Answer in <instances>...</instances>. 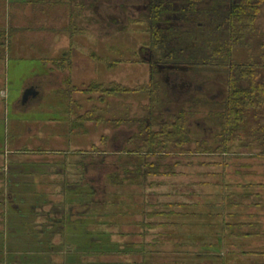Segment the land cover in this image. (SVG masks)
Segmentation results:
<instances>
[{
    "label": "rangeland",
    "instance_id": "374dc122",
    "mask_svg": "<svg viewBox=\"0 0 264 264\" xmlns=\"http://www.w3.org/2000/svg\"><path fill=\"white\" fill-rule=\"evenodd\" d=\"M148 4L0 0V264H264V158L226 167V180L234 186L226 193L240 194L248 184L262 200L259 208L227 211L259 226L234 235L214 207L222 169L213 164L214 153L180 160L172 175L151 177L154 185L108 180V172L120 170L111 164L119 155L116 146L125 133L137 131L135 124L119 121L120 111L131 105L130 118L148 121L149 101L141 89L151 78L169 96L152 116L157 123L193 97L216 91L224 96L218 83L191 85L192 69L184 63L151 60L142 30ZM182 6V0L165 5L162 30L181 19ZM259 21L264 30V19ZM210 74L203 76L211 80ZM115 86L129 91L104 95ZM29 88L38 95L22 105ZM201 115L196 121L211 125ZM81 116L88 120L82 123ZM204 128L194 126L191 136L202 138ZM242 141L231 138L232 151ZM156 211L164 215L143 217ZM167 220L176 227H155ZM139 224L147 225L141 231Z\"/></svg>",
    "mask_w": 264,
    "mask_h": 264
},
{
    "label": "trees",
    "instance_id": "16d2710c",
    "mask_svg": "<svg viewBox=\"0 0 264 264\" xmlns=\"http://www.w3.org/2000/svg\"><path fill=\"white\" fill-rule=\"evenodd\" d=\"M171 1L173 0H149L148 11L142 15L146 24L142 30L147 35L144 50L148 51L150 58L152 56L151 60L154 58L161 64L178 66L184 63L189 66L192 69L190 84L197 88L202 83L207 85L210 82L223 85L224 96L219 97L216 91L206 98L193 97L185 107L181 105L180 108L176 107L179 108L176 111L168 110V118L158 119L157 123L152 116L166 107L169 96L168 89L164 85L160 87L151 78L148 86L141 89L149 101L145 107L149 111L148 121L130 118L131 105L124 104L125 110L120 111L119 121L127 125L135 124L137 131L125 133L124 142L116 146L119 155L111 164H117L115 167L119 166L120 170L108 172V180L113 185H119L123 181L139 187L154 185L150 182L151 177L172 175V166H179L180 160L186 162L192 157L199 160L201 156L211 157L214 153L217 158H213V164L222 168L221 173L216 175L220 191L214 207L220 213L218 216L231 219L227 221L222 218L223 228L231 235L242 233V228L257 229L258 224L238 221L236 214L227 211L245 206L259 208L262 206L261 195L250 192L248 184L243 186L240 194L226 193L228 188L234 186L226 180L225 170L232 161L248 157L264 158V30L259 21L264 19V0H209L208 3L207 0H182L185 6L179 11L181 19L168 25L164 31L159 24L163 22L167 11L165 5ZM2 45V49L7 48L5 42ZM205 72L211 73L213 78L208 80L209 77L207 79L203 76ZM112 89L125 93L129 91L115 86L103 91L104 95H111ZM199 94H204L203 88ZM199 113L204 114L205 116H201L209 120L211 125L206 124L203 119L200 120L201 123L196 121ZM83 118L81 116L79 120L85 123L88 118ZM194 126L205 127L202 138L191 136L190 131ZM240 136L243 143L236 145L237 150L234 152L230 147V139L242 140ZM240 149L249 152L242 154L238 152ZM105 159L106 156L102 161L103 165L106 163ZM170 159L175 161L167 163ZM242 166L238 168L250 169ZM237 171L235 169V174ZM96 177L94 182L99 183L101 177ZM203 177L204 185L208 175L204 174ZM119 199L114 195L112 202L117 204ZM224 200L225 203H222ZM164 206L168 207L169 204ZM147 215L146 213L143 217L153 218L164 214L156 211L149 217ZM167 216L171 218L176 215L169 212ZM155 223L154 221L149 225L153 228L155 225L163 228L177 225L171 220ZM146 225L139 224L137 227L142 231Z\"/></svg>",
    "mask_w": 264,
    "mask_h": 264
},
{
    "label": "water",
    "instance_id": "95a60500",
    "mask_svg": "<svg viewBox=\"0 0 264 264\" xmlns=\"http://www.w3.org/2000/svg\"><path fill=\"white\" fill-rule=\"evenodd\" d=\"M37 95L38 92L34 88H29L23 93L21 101L23 104H25L30 98H35Z\"/></svg>",
    "mask_w": 264,
    "mask_h": 264
},
{
    "label": "crops",
    "instance_id": "0c3cea01",
    "mask_svg": "<svg viewBox=\"0 0 264 264\" xmlns=\"http://www.w3.org/2000/svg\"><path fill=\"white\" fill-rule=\"evenodd\" d=\"M48 60H50V59H48ZM25 91H26V90H25ZM25 91H24V92H25ZM24 92H23V93H24ZM23 93H22V95H23ZM21 99H22V97H21ZM30 99H31V98H30ZM21 104H22V105H25V104H27V103L23 104L22 101H21Z\"/></svg>",
    "mask_w": 264,
    "mask_h": 264
}]
</instances>
